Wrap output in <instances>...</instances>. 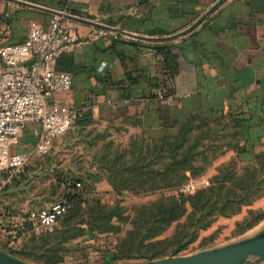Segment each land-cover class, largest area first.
<instances>
[{
	"label": "crops",
	"instance_id": "crops-1",
	"mask_svg": "<svg viewBox=\"0 0 264 264\" xmlns=\"http://www.w3.org/2000/svg\"><path fill=\"white\" fill-rule=\"evenodd\" d=\"M24 1L137 35L162 37L187 29L218 0ZM0 11L9 27L3 44L23 43L34 29L48 30L53 16L2 0ZM62 23L77 40L55 64L73 77L71 90L56 99L69 107H87L84 121H133L144 132L148 126H172L188 118L210 124L222 118L239 124L242 144L257 142L254 153L264 152V0H226L195 30L165 42L117 33L101 36V29L63 17ZM40 130L39 124L29 125L20 145L38 141ZM21 146L27 155L29 150ZM17 214H1L0 232L23 241ZM5 223L12 229H5ZM108 251L104 264L111 259ZM68 256L61 253L52 264H65ZM243 264H264V257L251 256Z\"/></svg>",
	"mask_w": 264,
	"mask_h": 264
},
{
	"label": "rangeland",
	"instance_id": "rangeland-1",
	"mask_svg": "<svg viewBox=\"0 0 264 264\" xmlns=\"http://www.w3.org/2000/svg\"><path fill=\"white\" fill-rule=\"evenodd\" d=\"M139 127L133 121L123 124L89 121L75 123L46 149L40 150V140L25 141L20 146L29 150L27 174L0 196V216L18 213L22 219L18 228L29 229L36 235L50 234L53 232L27 220L30 212L62 201L75 185L81 194L93 195L92 202L85 201L71 213L77 215L72 226L80 233L65 246L64 252L69 255L65 264H104L103 253L107 249L120 257L114 264H145L221 249L264 232V183L259 182L255 165L236 160V153L230 148L235 146L236 138L224 134L215 123L195 122L188 131L191 141L187 145L193 146L196 157L178 168L172 186L162 182L161 177L146 181L136 173L128 170L119 173L116 166L112 163L110 166L109 162L124 153L129 156L125 161L117 159L118 165L130 166L139 157L141 144L143 152L157 145L150 140L141 143L147 134ZM182 152L184 149H180ZM153 185H156L153 194H139L143 187L150 189ZM203 190L208 199L217 203L211 215L199 209L193 199ZM225 204L228 206L222 210ZM159 208L166 214L155 216ZM173 209L181 216L168 223V214ZM62 219L61 216L56 229ZM5 224V229H12V224ZM132 236H139L142 243L138 245L135 241L127 249L148 256L121 255V244ZM13 237L0 232V250L13 252L26 248L23 241ZM28 258L52 264L44 260L42 252Z\"/></svg>",
	"mask_w": 264,
	"mask_h": 264
},
{
	"label": "built area",
	"instance_id": "built-area-1",
	"mask_svg": "<svg viewBox=\"0 0 264 264\" xmlns=\"http://www.w3.org/2000/svg\"><path fill=\"white\" fill-rule=\"evenodd\" d=\"M8 29L5 14L0 11V196L26 177L29 157L19 146L29 125H41L37 134L42 150L89 113L87 107H69L56 99L71 90L73 77L58 71L55 64L77 40L63 25L62 17L53 15L48 30L34 29L19 44L2 43ZM110 33L99 31L101 36ZM73 204L66 197L50 208L30 212L27 220L54 232L59 218Z\"/></svg>",
	"mask_w": 264,
	"mask_h": 264
},
{
	"label": "trees",
	"instance_id": "trees-1",
	"mask_svg": "<svg viewBox=\"0 0 264 264\" xmlns=\"http://www.w3.org/2000/svg\"><path fill=\"white\" fill-rule=\"evenodd\" d=\"M88 117L86 114L83 118L78 120L77 124L89 123L88 120H85ZM195 122L207 123L205 120L200 118H188L184 119L172 126L162 123L157 126H148L145 129L146 138L141 139V143H145L150 141L157 142V145L153 147H149L146 152L144 151V145L141 144V151L139 157L136 161L128 166L118 165L117 159H127L129 155L127 153L118 155L113 162H109L110 166L113 164L116 166V172L122 173L123 171L128 170L129 173H136L141 179L149 181V179L162 178V182L169 183L173 186V180L175 176L178 174V168L184 167L187 165L192 159L196 157L195 151L192 148L193 146H188L187 143L191 141L188 137V131L195 124ZM225 122V123H224ZM215 124L219 125L221 131L225 134H231L235 140V146L232 148L236 153V160L238 162L251 163L255 165V171L257 176L260 178L259 182L264 183V152L254 153V149L259 145L257 142H252L250 140H246L243 144L238 140V136L240 134V126L237 122H232L229 120L224 121L222 118L215 119ZM229 130H231L229 132ZM151 133V135H150ZM230 146V145H229ZM180 149H184V152L180 153ZM166 160L167 163L164 165L163 161ZM112 163V164H111ZM256 179V178H255ZM160 179L157 181L159 182ZM257 183V181H255ZM143 191L139 192L140 195H149L153 194L156 191V185H153L150 189L145 187L142 188ZM67 197H70L73 201V207L65 213L62 217L60 226L54 230L53 233L50 234H41L36 235L29 229H24L25 236L23 240V246L25 249H21L20 251H3L12 257L21 260V258L32 257L33 255H38L42 252V256L46 257L47 263H53L54 259H59L61 253L66 250V245L71 243L75 238L79 236V229L75 226H72V223L75 222L77 215L71 214L77 207L84 205V202L87 203L92 202L93 195H87L86 192L81 194L78 192L77 186L75 185L72 189V192L66 193ZM195 205L199 207V209H205V213L207 215H211L214 212V207L217 208V203H214L211 199H208L206 192L203 190L199 192L195 197ZM227 204L223 206L221 209L226 210ZM166 213L159 208V212L155 216H163ZM181 216L179 213H175L174 209L171 213L168 214V223L173 222ZM112 215L108 216V219H111ZM31 232V233H29ZM20 234V233H19ZM29 234V235H28ZM22 236V235H21ZM30 237L27 239V237ZM141 238L139 236H132L130 240L123 241L121 255H125L128 258H132L134 256H143L146 257L148 254L140 253L138 251L133 252L130 246L135 244V241L140 245ZM126 245V246H125ZM181 247L177 248L174 253H177ZM126 250V252L124 251ZM108 251V249H107ZM17 253V254H15ZM110 254V262L109 264L115 263L120 259L119 255L115 251H108Z\"/></svg>",
	"mask_w": 264,
	"mask_h": 264
},
{
	"label": "water",
	"instance_id": "water-1",
	"mask_svg": "<svg viewBox=\"0 0 264 264\" xmlns=\"http://www.w3.org/2000/svg\"><path fill=\"white\" fill-rule=\"evenodd\" d=\"M2 1L14 3L19 6L39 10L52 15H58L66 19H71L77 22H81L99 28L101 30H106L111 33H117L126 37H131L134 39L148 41V42H165V41H172L181 38L192 32L193 30H195L226 0H218L210 9H208L187 29H184L173 35L162 36V37H148V36L137 35L109 25L84 19L76 15L66 13L64 11L49 9L47 7H43L38 4L27 2L24 0H2ZM256 255L264 257V232L252 239L231 246H227L221 249L201 252L192 256L166 258L162 260L151 261L145 264H243L251 256H256ZM0 264H29V263L16 259L11 255H8L7 253L0 250Z\"/></svg>",
	"mask_w": 264,
	"mask_h": 264
}]
</instances>
